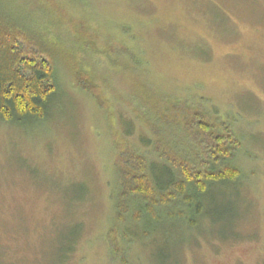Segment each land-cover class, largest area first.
<instances>
[{
    "label": "rangeland",
    "instance_id": "rangeland-1",
    "mask_svg": "<svg viewBox=\"0 0 264 264\" xmlns=\"http://www.w3.org/2000/svg\"><path fill=\"white\" fill-rule=\"evenodd\" d=\"M4 2L57 44L47 50L59 91L33 128L0 123V264H68L61 250L76 233L69 264H155L159 242L144 238L119 255L107 239L116 144L164 134L151 116L180 113L170 99L184 97L240 138L241 189H218L220 221L205 216L167 240L182 264H264V0ZM125 117L137 125L128 138Z\"/></svg>",
    "mask_w": 264,
    "mask_h": 264
},
{
    "label": "trees",
    "instance_id": "trees-1",
    "mask_svg": "<svg viewBox=\"0 0 264 264\" xmlns=\"http://www.w3.org/2000/svg\"><path fill=\"white\" fill-rule=\"evenodd\" d=\"M56 46L45 41L28 19L12 15L0 0V123L28 122L33 128L48 118L59 84L47 47ZM170 100L175 105L180 101L184 110L168 118L159 112L151 116V128L163 130L162 138L168 137L163 146L160 135L152 138L148 130L136 135L137 142L116 144L115 219L107 232L113 253L119 255L144 238L154 245L159 242L155 264H182L179 253L173 252L178 245L167 240L169 230L192 232L205 216L220 221L224 214L221 205L214 203L215 194L221 193L222 186L241 185L240 172L233 164L241 140L231 124L220 122L201 101ZM134 120L122 119L126 125L119 130L127 138L137 129ZM79 240L78 233L66 237L61 251L68 264ZM125 262L122 257L120 264Z\"/></svg>",
    "mask_w": 264,
    "mask_h": 264
}]
</instances>
